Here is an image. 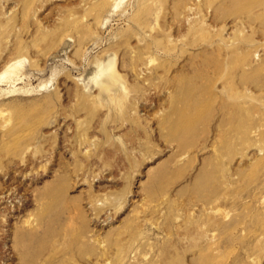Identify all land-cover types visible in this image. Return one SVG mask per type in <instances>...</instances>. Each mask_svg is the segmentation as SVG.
<instances>
[{
	"label": "rangeland",
	"instance_id": "obj_1",
	"mask_svg": "<svg viewBox=\"0 0 264 264\" xmlns=\"http://www.w3.org/2000/svg\"><path fill=\"white\" fill-rule=\"evenodd\" d=\"M0 264H264V0H0Z\"/></svg>",
	"mask_w": 264,
	"mask_h": 264
}]
</instances>
